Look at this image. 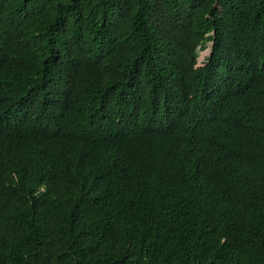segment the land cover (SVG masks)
Returning a JSON list of instances; mask_svg holds the SVG:
<instances>
[{
    "label": "trees",
    "instance_id": "obj_1",
    "mask_svg": "<svg viewBox=\"0 0 264 264\" xmlns=\"http://www.w3.org/2000/svg\"><path fill=\"white\" fill-rule=\"evenodd\" d=\"M0 264H264V0H0Z\"/></svg>",
    "mask_w": 264,
    "mask_h": 264
},
{
    "label": "rangeland",
    "instance_id": "obj_2",
    "mask_svg": "<svg viewBox=\"0 0 264 264\" xmlns=\"http://www.w3.org/2000/svg\"><path fill=\"white\" fill-rule=\"evenodd\" d=\"M208 47H210V43H208ZM207 55H208V53L206 52V50H204V52H202V50H201L199 53V61H203Z\"/></svg>",
    "mask_w": 264,
    "mask_h": 264
},
{
    "label": "water",
    "instance_id": "obj_3",
    "mask_svg": "<svg viewBox=\"0 0 264 264\" xmlns=\"http://www.w3.org/2000/svg\"><path fill=\"white\" fill-rule=\"evenodd\" d=\"M213 33H214V32H213ZM213 43H214V40L211 41V46H210V47L204 49V50H206V52H207L209 55L212 53V45H213ZM204 50H202V52H204Z\"/></svg>",
    "mask_w": 264,
    "mask_h": 264
}]
</instances>
